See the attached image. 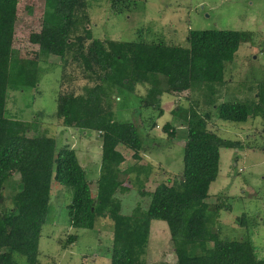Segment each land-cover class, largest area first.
Returning a JSON list of instances; mask_svg holds the SVG:
<instances>
[{"label": "trees", "instance_id": "1", "mask_svg": "<svg viewBox=\"0 0 264 264\" xmlns=\"http://www.w3.org/2000/svg\"><path fill=\"white\" fill-rule=\"evenodd\" d=\"M21 1L0 0V264H19L17 254L28 264H41L40 239L55 182L72 190L68 205L72 226H108L111 264H146L153 220L167 223L177 264H264L249 237L223 235L221 211L232 209L229 197H219L214 208L207 202L220 172V149L244 145L211 130V112L199 110V101H192L193 92H202L204 103L216 107L219 117L227 121L264 117V85L257 102H218V86L226 83L229 64L242 43L253 41V32L190 29L187 46L164 40L101 39L87 27V0H45L42 26L28 39L32 49L19 51L26 57L36 55L39 61L56 55L66 63L71 56L83 65L87 78L95 81L85 85L82 93H60L56 111L65 126L100 134V175L90 179L77 150L68 144L59 148L56 137L42 131L40 113L32 121L8 116L9 90L34 87L39 80L24 72L30 68L29 59H21L23 65L14 72ZM134 1L112 0V4L117 14H123L135 8ZM138 85L146 87L143 106L157 110L158 116L164 114L162 96L166 93L190 102L187 108L178 105L173 110L177 121L186 125L188 136L182 175L159 183L153 191L139 185L141 194L150 198L149 206L138 203L126 215L117 193L129 192L137 181L131 176L133 165L122 168L126 157L118 147L133 149V156L142 159L144 139L134 121L116 118L113 96L133 92ZM164 129L171 138L177 134L174 124L167 123ZM16 175L17 189L7 194L6 186ZM237 222L247 226V215L237 217ZM76 239L77 235H71L63 246Z\"/></svg>", "mask_w": 264, "mask_h": 264}, {"label": "rangeland", "instance_id": "2", "mask_svg": "<svg viewBox=\"0 0 264 264\" xmlns=\"http://www.w3.org/2000/svg\"><path fill=\"white\" fill-rule=\"evenodd\" d=\"M87 11L95 38L119 40L161 41L187 46L190 29H232L253 32V41L242 43L229 64L226 83L218 86V102H257L264 85V0H135V8L117 14L112 0H87ZM45 0H22L15 29L14 47L19 50L32 49L29 36L42 26L41 17L47 8ZM90 43V40L88 41ZM34 49V48H33ZM17 53V52H16ZM17 53L21 59H29L33 78H39L34 87L9 90L8 116L32 121L37 114L42 122V131L56 137L57 146L66 144L77 150L79 159L90 179L97 178L101 170L102 145L100 134L93 130H82L65 126L56 116L60 93L83 92L85 85H94L87 78L83 65L70 56L68 62L51 55L48 61L38 60L36 55ZM19 59V60H18ZM38 61H37V60ZM28 60V61H29ZM27 67V66H26ZM25 67V68H26ZM23 75V74H22ZM34 81H31L33 83ZM202 92H193L192 101H199V110L211 112L209 128L225 139L240 140L244 147L220 149V172L211 184L209 202L211 208L218 198L229 197L231 210L221 211L223 235L234 239L249 237L255 245L259 258H264V117H250L246 122L221 119L216 107L203 101ZM146 87L138 85L133 92L113 96L116 118L134 121L144 139L142 159L135 158L134 150L124 145L118 148L126 157L125 169L134 166L132 178L137 181L127 193L118 192L122 200V213L131 214L138 203L147 208L150 198L143 196L140 187L153 191L163 182L180 177L184 169V145L188 130L173 113L176 106L187 108L190 102L180 101L171 94L162 96L164 114L145 108L141 98ZM157 121V122H156ZM157 123L153 127V123ZM167 123L174 124L177 134L171 138L164 129ZM12 179L6 188L10 194L17 189V180ZM130 184V183H129ZM97 187L94 185L93 190ZM72 201L70 187L55 182L50 202L48 219L43 226L39 246L41 264H111L112 235L107 225L98 228H76L69 221L68 205ZM246 214L247 226L237 222V217ZM71 235L76 241L63 246ZM19 264H28L26 258L17 254ZM146 264H177L175 247L168 225L162 220H153L151 241Z\"/></svg>", "mask_w": 264, "mask_h": 264}, {"label": "water", "instance_id": "3", "mask_svg": "<svg viewBox=\"0 0 264 264\" xmlns=\"http://www.w3.org/2000/svg\"><path fill=\"white\" fill-rule=\"evenodd\" d=\"M92 210H94V208H92Z\"/></svg>", "mask_w": 264, "mask_h": 264}]
</instances>
